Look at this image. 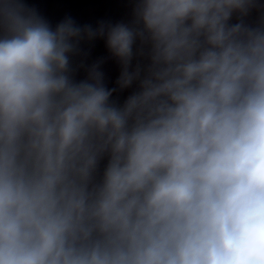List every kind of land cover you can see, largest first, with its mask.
<instances>
[{
  "label": "clouds",
  "instance_id": "obj_1",
  "mask_svg": "<svg viewBox=\"0 0 264 264\" xmlns=\"http://www.w3.org/2000/svg\"><path fill=\"white\" fill-rule=\"evenodd\" d=\"M126 3L0 0V264H264V0Z\"/></svg>",
  "mask_w": 264,
  "mask_h": 264
}]
</instances>
